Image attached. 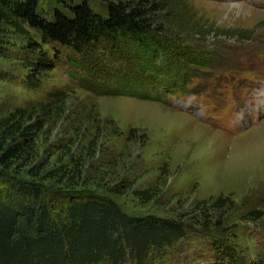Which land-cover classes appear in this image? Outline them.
Here are the masks:
<instances>
[{
  "label": "rangeland",
  "instance_id": "obj_1",
  "mask_svg": "<svg viewBox=\"0 0 264 264\" xmlns=\"http://www.w3.org/2000/svg\"><path fill=\"white\" fill-rule=\"evenodd\" d=\"M159 1L170 5L158 14L168 58L159 66L177 76L162 100L106 92L90 78L101 55L87 51L89 75L74 74L77 54L62 47L64 64L26 86L38 33L2 26L12 57L0 58V144L21 151L0 170L186 224L153 264H264V0ZM114 53L128 59L127 83L155 81L135 48Z\"/></svg>",
  "mask_w": 264,
  "mask_h": 264
},
{
  "label": "trees",
  "instance_id": "obj_2",
  "mask_svg": "<svg viewBox=\"0 0 264 264\" xmlns=\"http://www.w3.org/2000/svg\"><path fill=\"white\" fill-rule=\"evenodd\" d=\"M168 7L159 0H0V32L9 24L28 36L25 26L38 33L25 60L32 71L24 79L26 86L40 88L42 73L64 64L62 47L77 54L71 63L74 74L80 70L89 75L79 58L87 51L101 55L90 78L101 81L106 92L162 100L177 86L171 78L177 76L167 73V64L159 66L168 58L164 34L159 33L167 25L160 24L158 14ZM132 47L144 63L148 61L149 77L155 78L150 84L127 83L120 75L130 68L128 59L114 52ZM102 54L120 61L123 68H108ZM11 57L0 38V58ZM1 77L7 78L3 73ZM3 146L0 163L9 167L21 149ZM187 230L179 221L131 215L115 200L94 192L49 190L0 170V264H153L186 238Z\"/></svg>",
  "mask_w": 264,
  "mask_h": 264
},
{
  "label": "bare ground",
  "instance_id": "obj_3",
  "mask_svg": "<svg viewBox=\"0 0 264 264\" xmlns=\"http://www.w3.org/2000/svg\"><path fill=\"white\" fill-rule=\"evenodd\" d=\"M236 6H237V8H240V9L242 8V5H240V4L239 5L236 4ZM247 10H248V8H247Z\"/></svg>",
  "mask_w": 264,
  "mask_h": 264
}]
</instances>
